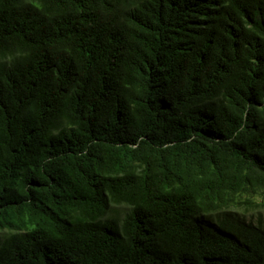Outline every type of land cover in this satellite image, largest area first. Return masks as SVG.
I'll return each mask as SVG.
<instances>
[{"label":"trees","instance_id":"1","mask_svg":"<svg viewBox=\"0 0 264 264\" xmlns=\"http://www.w3.org/2000/svg\"><path fill=\"white\" fill-rule=\"evenodd\" d=\"M258 192L264 0H0V264H264Z\"/></svg>","mask_w":264,"mask_h":264},{"label":"rangeland","instance_id":"2","mask_svg":"<svg viewBox=\"0 0 264 264\" xmlns=\"http://www.w3.org/2000/svg\"><path fill=\"white\" fill-rule=\"evenodd\" d=\"M248 200L251 204H261L264 202V192H258L256 194H241L235 197L233 205L236 206L235 211L246 221H252L256 223L258 220L264 223V206H247L243 202ZM238 204V205H237ZM114 213L122 217L126 208L123 206L112 207Z\"/></svg>","mask_w":264,"mask_h":264}]
</instances>
